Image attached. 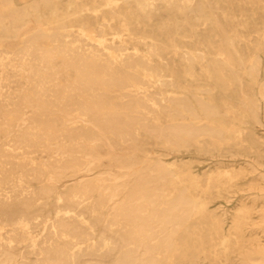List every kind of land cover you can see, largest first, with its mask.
<instances>
[{"label":"bare ground","instance_id":"bare-ground-1","mask_svg":"<svg viewBox=\"0 0 264 264\" xmlns=\"http://www.w3.org/2000/svg\"><path fill=\"white\" fill-rule=\"evenodd\" d=\"M260 111L264 0H0V264H264Z\"/></svg>","mask_w":264,"mask_h":264},{"label":"rangeland","instance_id":"rangeland-1","mask_svg":"<svg viewBox=\"0 0 264 264\" xmlns=\"http://www.w3.org/2000/svg\"><path fill=\"white\" fill-rule=\"evenodd\" d=\"M164 15V13L162 14ZM198 28L200 29L201 26H198ZM177 45H185L182 41L177 40L176 41ZM168 56V55H167ZM198 71V69H197ZM259 119L262 125H255L254 126V131L256 132V134L258 136H261V141L263 143V149H264V116H263V112H259ZM260 141V142H261ZM231 152L233 153H241L240 155L236 156L235 158H230L227 156H219V157H215L212 158L209 155H197L194 153H174V152H169L167 153L166 156H161V159L164 160L166 163H171V162H175L176 160H178L179 158H182L183 161H188L190 162V166L193 172H195L196 174H198L199 176H203L205 171L208 170H215L214 167V162H216V160L221 161L222 162V166H224L225 169L230 170L231 167L229 165H233L235 170H238L240 167V163L248 160V158L251 156L250 153L247 152H237L239 150L238 147H232L231 148ZM216 152H214L215 154ZM225 154V153H224ZM246 157V158H245ZM262 160V159H259ZM245 176L240 177L237 180V184L235 186H233L229 192H223L220 194V196L214 195L212 197L211 203H210V207L214 208V207H222L226 212H232L233 208L237 205L238 203V199L240 198V196L243 194L242 192H240L239 188L243 187L246 188L247 185L249 184V180L248 179L250 177V175L248 173L244 174ZM241 185V186H240ZM224 196L226 197H230V199L226 200L225 198H223ZM230 224V219H229V215L227 214L225 216V220H224V229L227 230L228 226ZM232 256V255H231ZM195 264H208L207 261L203 260H196Z\"/></svg>","mask_w":264,"mask_h":264}]
</instances>
